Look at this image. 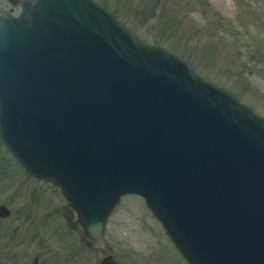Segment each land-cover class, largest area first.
Listing matches in <instances>:
<instances>
[{
    "label": "water",
    "instance_id": "95a60500",
    "mask_svg": "<svg viewBox=\"0 0 264 264\" xmlns=\"http://www.w3.org/2000/svg\"><path fill=\"white\" fill-rule=\"evenodd\" d=\"M11 1L1 142L61 186L83 235L101 246L134 192L190 264H264V118L93 0Z\"/></svg>",
    "mask_w": 264,
    "mask_h": 264
},
{
    "label": "rangeland",
    "instance_id": "374dc122",
    "mask_svg": "<svg viewBox=\"0 0 264 264\" xmlns=\"http://www.w3.org/2000/svg\"><path fill=\"white\" fill-rule=\"evenodd\" d=\"M97 1L143 39L173 49L264 114V0ZM61 199L56 187L30 179L0 143V206L11 210L9 230L22 225L16 253L31 254L29 264L39 255L38 264H100L105 252L78 239L80 247L65 229ZM121 205L107 237L123 264H187L140 198L126 196Z\"/></svg>",
    "mask_w": 264,
    "mask_h": 264
},
{
    "label": "flooded vegetation",
    "instance_id": "af4514ba",
    "mask_svg": "<svg viewBox=\"0 0 264 264\" xmlns=\"http://www.w3.org/2000/svg\"><path fill=\"white\" fill-rule=\"evenodd\" d=\"M4 11H10L14 13V15H19L21 12V7L12 5L8 0H0V12H4ZM64 200L65 199H62L63 202ZM66 205H67V202H65L64 207ZM5 213H6V216H3L2 215L3 213L2 214L0 213V261L2 263L3 262L2 260L5 259V260H10V261H15V264H19L20 262L23 263L24 257H23L22 251L20 253H16L17 249H13L14 242L16 243L23 242L22 237H20L18 234V231L20 232L22 231V225L12 226V230H9L8 220H9V215L11 213L4 212V214ZM9 234H10V237H9ZM107 250H108V253H105L104 256H108L112 254L113 249L111 246H109ZM30 257H31V254H28L27 258H30ZM35 262L37 263V260L34 259V263ZM4 263L11 264L8 262H4Z\"/></svg>",
    "mask_w": 264,
    "mask_h": 264
}]
</instances>
